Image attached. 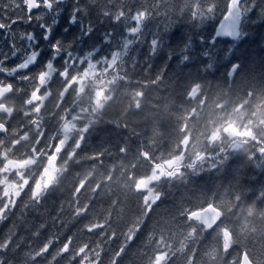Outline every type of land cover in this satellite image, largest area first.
<instances>
[{
  "label": "snow or ice",
  "instance_id": "1",
  "mask_svg": "<svg viewBox=\"0 0 264 264\" xmlns=\"http://www.w3.org/2000/svg\"><path fill=\"white\" fill-rule=\"evenodd\" d=\"M65 4L0 0V224L11 220L0 233V264H121L142 236L141 264H264V183L257 190L237 176L228 188L158 207L167 197L165 182L219 170L234 155L264 165V87H213L190 78L178 88L166 65L152 71L173 22L202 21L217 0ZM226 7L230 38L237 40L242 17L256 5L227 0ZM161 17L163 29L153 23ZM62 22L66 38L53 39ZM18 23L41 31L18 30ZM44 42L51 56L41 61ZM141 62L143 75L136 71ZM141 121L151 135L137 130ZM161 121L168 124L163 134ZM107 124L127 135L115 145L102 137L89 148L88 137ZM70 171L67 195L49 209L45 197L61 189ZM33 213L38 223L29 229Z\"/></svg>",
  "mask_w": 264,
  "mask_h": 264
},
{
  "label": "trees",
  "instance_id": "2",
  "mask_svg": "<svg viewBox=\"0 0 264 264\" xmlns=\"http://www.w3.org/2000/svg\"><path fill=\"white\" fill-rule=\"evenodd\" d=\"M128 4L136 5L137 0H126ZM143 2V0H141ZM170 5L178 4L181 0H168ZM217 10L212 16L203 19L202 21H193L187 18H180L173 22L172 27L168 30L165 37V54L160 57H155L152 60L153 72L158 70L159 66L166 65L169 75H173L177 78L176 83L179 88L185 81L190 78H195L202 82H208L213 87L217 85L227 86L231 84L234 88L246 89L250 86L257 88L264 87V0H244V3L255 4L256 7L251 12L246 13L241 22L242 37L235 42L219 39L220 42L214 46L210 43V39L213 37L217 28L218 22L224 16L227 11V0H217ZM71 4V0H66L65 7ZM67 15V13H64ZM210 19V20H209ZM157 28L163 29L166 21L161 17L153 22ZM53 34V39H65L66 34L64 32V22L59 25ZM105 27L109 25H100L99 29L102 32ZM151 27V26H150ZM157 28H152V31H156ZM119 31V30H118ZM173 34L182 35L185 39L182 42H177L173 38ZM70 38V34H69ZM98 40V37L94 38ZM94 42L89 40L85 45V48L91 47ZM91 44V45H90ZM170 46V47H168ZM145 50V46H141V52ZM172 55V59H168V54ZM210 53V55H205ZM188 55V60H183L182 56ZM60 62V61H58ZM211 64V67H207V64ZM238 64V69L233 78H229V69L234 64ZM141 67L137 68V73L141 72ZM167 91L160 90V96H166ZM140 121L139 117L135 118ZM145 125V127H144ZM143 126V128H142ZM144 124L142 121L139 123L137 130H145L147 134L151 135V128ZM168 127L167 121H161L157 125V131L163 134ZM127 133L123 130L117 129L114 125L107 124L98 128V131L88 137V147H95L99 144L100 139L104 137L109 143L115 145L118 144L121 139L126 136ZM131 143L135 145L137 138L132 137ZM75 170H79L78 166H74ZM73 172L70 171L67 174V178L59 191H50L48 196L45 197V202L48 204L49 209H54L59 199L67 195V189L71 184V176ZM209 174V175H208ZM241 178V182L255 184V187L259 188V183H264V165L260 162L249 163L242 156H232L229 158L225 166L222 168L205 170L203 174L193 176L189 173L187 182L183 180H173L171 184L165 182L163 188L167 193V197L161 201V205L164 208H171L173 205L179 203L182 199L188 200L194 198L201 193L211 194L218 189L228 188L236 183V177ZM258 194V193H257ZM251 200L255 199L252 193H249ZM257 206L259 202H257ZM97 211H103V205H97ZM27 223L29 229L32 225L38 223L36 214L33 213L27 217ZM3 224L10 226L11 220L4 222ZM21 235H24L25 240H32L30 231H26L21 227L19 230ZM48 231V232H47ZM42 232L41 236L35 240L38 245L41 241L45 240L52 229ZM75 228L66 234L74 232ZM1 233H4L1 231ZM47 235V237H43ZM30 238V239H29ZM86 238V237H85ZM39 239V240H38ZM119 241L113 244V247L118 246ZM178 246V244H177ZM144 247V237L132 246L123 259L121 264H141L143 257L141 251ZM40 264H43L41 261Z\"/></svg>",
  "mask_w": 264,
  "mask_h": 264
},
{
  "label": "flooded vegetation",
  "instance_id": "3",
  "mask_svg": "<svg viewBox=\"0 0 264 264\" xmlns=\"http://www.w3.org/2000/svg\"><path fill=\"white\" fill-rule=\"evenodd\" d=\"M15 27L18 29V30H24V29H27V30H32L33 28L36 30L37 34L40 33V31H38L37 27H36V24L33 23L31 26L28 25L27 23H18L17 25H15ZM45 43L47 42H44V50H45ZM46 55L44 54V51L41 53V61H44V60H47L48 58H50L51 56V53H50V50L46 47ZM37 70V67L34 66V68L32 69H29V71H35Z\"/></svg>",
  "mask_w": 264,
  "mask_h": 264
},
{
  "label": "water",
  "instance_id": "4",
  "mask_svg": "<svg viewBox=\"0 0 264 264\" xmlns=\"http://www.w3.org/2000/svg\"><path fill=\"white\" fill-rule=\"evenodd\" d=\"M232 31H233L232 22L224 18L218 27L216 37H230V33Z\"/></svg>",
  "mask_w": 264,
  "mask_h": 264
},
{
  "label": "bare ground",
  "instance_id": "5",
  "mask_svg": "<svg viewBox=\"0 0 264 264\" xmlns=\"http://www.w3.org/2000/svg\"><path fill=\"white\" fill-rule=\"evenodd\" d=\"M91 41V40H90ZM91 43H93V42H91ZM91 45V44H90ZM137 120H139V119H137ZM144 127H145V125H144ZM142 128H143V126H142ZM149 128V127H148ZM142 130V129H141ZM209 175V174H208ZM53 230V229H52ZM48 232V231H47ZM51 232V231H50ZM71 233V232H70ZM43 234V233H42ZM47 235H49V234H47ZM47 235L46 236H44L43 235V237L45 238V237H47ZM31 236V235H30ZM30 239V238H29ZM31 240V239H30ZM39 240V239H38Z\"/></svg>",
  "mask_w": 264,
  "mask_h": 264
},
{
  "label": "rangeland",
  "instance_id": "6",
  "mask_svg": "<svg viewBox=\"0 0 264 264\" xmlns=\"http://www.w3.org/2000/svg\"><path fill=\"white\" fill-rule=\"evenodd\" d=\"M210 16H212V15H210ZM210 16H209V17H210ZM209 20H210V19H209Z\"/></svg>",
  "mask_w": 264,
  "mask_h": 264
}]
</instances>
